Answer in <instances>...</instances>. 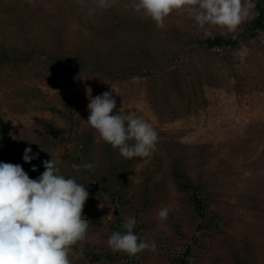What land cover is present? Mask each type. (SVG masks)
<instances>
[{
  "label": "rangeland",
  "instance_id": "374dc122",
  "mask_svg": "<svg viewBox=\"0 0 264 264\" xmlns=\"http://www.w3.org/2000/svg\"><path fill=\"white\" fill-rule=\"evenodd\" d=\"M132 4L0 0V45L32 54L0 65V162L36 179L52 153L61 174L88 190L89 228L73 264H264V30L243 35L255 8L229 31L201 28L196 6L185 5L160 29ZM221 34L237 43L210 47ZM88 87L93 96L113 91V114L122 108L153 126L147 157H122L88 124ZM27 147L39 160H23ZM80 150L97 179L73 169L80 154L71 152ZM113 180L119 193L104 190ZM129 217L144 223L141 239L156 249L132 262L95 260L113 252V226Z\"/></svg>",
  "mask_w": 264,
  "mask_h": 264
},
{
  "label": "clouds",
  "instance_id": "9594fccd",
  "mask_svg": "<svg viewBox=\"0 0 264 264\" xmlns=\"http://www.w3.org/2000/svg\"><path fill=\"white\" fill-rule=\"evenodd\" d=\"M94 2L96 8L107 9L112 0ZM185 5L196 6L191 15L201 28L218 25L229 31L254 7L252 0H133L132 7L163 29L165 18ZM112 90L118 93L113 86ZM113 91L93 96L91 87L86 89L90 112L86 121L103 141L118 148L122 157H147L156 146L157 132L135 112L124 113L121 108L113 114L117 107ZM50 155L51 160L42 161L45 171L36 179L20 164L0 162V264H73V246L86 238L89 221L84 219L83 208L89 192L75 178L61 174L60 161ZM38 157L31 147L24 150L25 162ZM72 167L94 170L95 165L86 162ZM32 171L38 167L33 165ZM158 215L166 219L168 209H161ZM136 224L135 217L127 218L123 224L126 231H114L108 238L109 247L130 256L145 249L154 251L155 242L149 244L134 233Z\"/></svg>",
  "mask_w": 264,
  "mask_h": 264
},
{
  "label": "trees",
  "instance_id": "16d2710c",
  "mask_svg": "<svg viewBox=\"0 0 264 264\" xmlns=\"http://www.w3.org/2000/svg\"><path fill=\"white\" fill-rule=\"evenodd\" d=\"M254 8H255V10L257 12V15L254 18H252L250 20H247L244 23V34L243 35L245 37H248V38H253L254 36L257 35V33L259 31L264 30V0H257L256 3H255ZM208 43H209L210 47H222V46H225L226 44L234 46L237 42H236V40H233L230 36L225 35V34H221L220 36H217L214 39H209ZM31 58H32V54L31 53H25V52H23V51H21L19 49H8L6 46L0 45V65L7 64V63H15V64H17V63H20V62H27V61L31 60ZM57 58H58L59 61H62L61 58H59V57H57ZM62 65L64 67L67 66V64H62ZM60 113H62V112H60ZM61 139H63V138H61ZM51 141L53 142V140H51ZM79 143H81V142H79ZM76 152L80 154L82 151L80 150L79 152L78 151L71 152V155H70L71 158H73V159L75 158ZM35 153H38V152L35 151ZM81 157H82V155L80 154L79 155V159L80 160L78 159L77 164H84L81 161ZM37 159L39 160V157ZM81 171H83L82 172L83 176L81 175V173H79V174L82 176L81 177L82 179L85 178V177L87 179H89L90 181H93L92 179H97L94 170L83 169ZM110 183L113 186L112 187L106 186V187H104V190L106 192L111 190V191H114L116 193H119L118 190L114 188L115 187V181L113 180ZM89 186H90V184H89ZM195 201H196L197 205L199 206V208L203 207V204H202L200 198L195 196ZM139 214L140 213H138V217H139ZM136 220H137V224L134 227L133 231L141 239L142 238L141 229L145 228V225H144V223H141L139 221V218H137ZM123 224H124V222L122 220H119V222L116 223L115 226H113L114 231H126L123 228ZM103 254L101 256V254L95 253V254H93L91 256L92 257L96 256L97 258H95V260L96 259L98 260L101 257H102L101 259L110 260V261L119 260V259L123 258L125 260L130 261V262L134 261L135 256H136V255L130 256L127 253H124L122 255L120 252H117V251L108 252V253H106L104 255ZM176 260H178V259H176Z\"/></svg>",
  "mask_w": 264,
  "mask_h": 264
}]
</instances>
